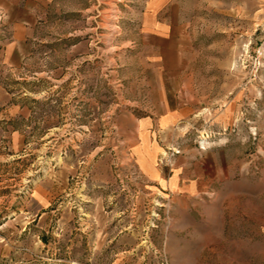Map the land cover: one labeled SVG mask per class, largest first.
<instances>
[{
	"label": "rangeland",
	"instance_id": "1",
	"mask_svg": "<svg viewBox=\"0 0 264 264\" xmlns=\"http://www.w3.org/2000/svg\"><path fill=\"white\" fill-rule=\"evenodd\" d=\"M148 2L0 0V264H264V0Z\"/></svg>",
	"mask_w": 264,
	"mask_h": 264
},
{
	"label": "crops",
	"instance_id": "2",
	"mask_svg": "<svg viewBox=\"0 0 264 264\" xmlns=\"http://www.w3.org/2000/svg\"><path fill=\"white\" fill-rule=\"evenodd\" d=\"M161 1V0H160ZM160 3V2H159ZM158 3V4H159ZM155 8V7H154ZM167 22H163L159 25H153L150 27H153V29L156 30H165L167 29ZM8 62V61H7ZM14 63V61H10L9 64ZM7 100L6 95L0 92V104L5 103ZM177 113L169 111L163 115H161L159 119V123L161 127H168L171 123H173L177 117ZM176 115V116H175ZM151 120V118H150ZM163 122V123H162ZM152 124V120H151ZM145 129H149L150 126L147 123L144 127ZM159 154V153H158ZM201 162V161H200ZM195 167L194 168H187V167H181L180 163L176 165L177 167V173L173 174L170 179H166V174L165 171L163 170L162 166H157V176H150L149 178L153 181L156 182L160 187H164L167 185L171 191H183V193L187 194H194L199 191L200 187H202V179L205 178L208 174L207 170H204V167L200 165V163H194ZM217 163L215 162V171L217 170L216 168ZM166 182V185H164L162 182Z\"/></svg>",
	"mask_w": 264,
	"mask_h": 264
},
{
	"label": "bare ground",
	"instance_id": "3",
	"mask_svg": "<svg viewBox=\"0 0 264 264\" xmlns=\"http://www.w3.org/2000/svg\"><path fill=\"white\" fill-rule=\"evenodd\" d=\"M159 2L160 0H149L148 7L154 8ZM146 121L147 120H140L138 122L137 132L139 141L133 147V153L144 171L151 173L153 176H157L158 170L156 156L158 155V145L155 142H151L149 140V133L147 132V129L144 128ZM204 144H206V142H204ZM176 173L177 171L175 174ZM162 183L165 185L164 181Z\"/></svg>",
	"mask_w": 264,
	"mask_h": 264
}]
</instances>
